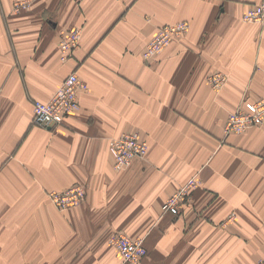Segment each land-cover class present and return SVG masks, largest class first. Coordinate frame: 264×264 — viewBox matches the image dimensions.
Segmentation results:
<instances>
[{"label": "crops", "instance_id": "1", "mask_svg": "<svg viewBox=\"0 0 264 264\" xmlns=\"http://www.w3.org/2000/svg\"><path fill=\"white\" fill-rule=\"evenodd\" d=\"M0 0V264H122L114 234L145 237L141 264H256L264 255V123L226 138L228 114L264 94V0H38L13 13ZM189 32L153 64L142 52L158 27ZM80 47L60 57L65 33ZM77 72L80 110L54 129L32 125ZM229 82L214 91L209 75ZM140 134L148 155L114 168L109 140ZM191 178L201 185L179 217L164 202ZM87 188L58 210L50 191ZM231 216L235 218L229 221Z\"/></svg>", "mask_w": 264, "mask_h": 264}, {"label": "built area", "instance_id": "2", "mask_svg": "<svg viewBox=\"0 0 264 264\" xmlns=\"http://www.w3.org/2000/svg\"><path fill=\"white\" fill-rule=\"evenodd\" d=\"M34 0H20L14 5V12L20 13L30 10ZM243 19L246 23H264V2L254 4L250 6L246 13L243 15ZM175 27L176 30L180 29L187 32L190 25L187 22H181L175 25H169ZM183 32V33H184ZM182 34V33H181ZM173 34L170 31H166L157 39L158 42L152 45V50L160 49L166 41H171ZM82 34L79 30H74L71 33L63 35V39L60 43L61 59L67 61L73 52V49L80 41ZM149 50L145 54L147 57ZM218 75L211 77L210 81L220 86L221 78ZM223 82V80H222ZM88 86L84 83L76 73L70 74L63 85L56 91V93L47 102L37 101L34 106V122L37 125L52 128L62 123L63 119L78 111L79 99L78 93L80 91L87 90ZM264 121V96L261 101L256 103H248L246 112H237L231 114L228 123V129L233 132H242L253 124H259ZM114 154L118 169L129 165L132 159L137 156H144L148 151V145L145 141H142L136 133L123 134L122 137L116 140L111 148ZM190 186L182 190V192L175 194L165 205V208L175 214L178 213V203L182 199V195L189 193L191 187H197V180L193 179L189 181ZM194 188V189H195ZM193 189V190H194ZM192 190V191H193ZM191 191V193H192ZM65 194V195H64ZM63 195L53 193L51 196H55V200L59 206L66 207L74 204L78 205L85 195V189L80 186H76L73 189L65 192ZM69 199V200H68ZM115 243L119 248L124 259L131 263H137L143 255L146 253V248L142 240H133L127 236H119L116 238ZM264 264V261L263 263Z\"/></svg>", "mask_w": 264, "mask_h": 264}, {"label": "rangeland", "instance_id": "3", "mask_svg": "<svg viewBox=\"0 0 264 264\" xmlns=\"http://www.w3.org/2000/svg\"><path fill=\"white\" fill-rule=\"evenodd\" d=\"M18 1H20V0H18ZM38 0H34V2L32 3V6H31V8H30V10L32 9V7H33V5L37 2ZM17 2V1H16ZM15 2V3H16ZM15 3H14V5H15ZM14 5H13V9H14ZM29 11V10H28ZM23 12H25V11H23ZM13 13H15V14H19V13H16V12H14V10H13ZM20 13H22V12H20ZM242 19H243V17H242ZM243 21H244V19H243ZM245 22V21H244ZM179 23H181V22H179ZM188 23V22H187ZM176 24H178V23H176ZM169 25H175V24H169ZM169 25H164V26H161V27H158L157 28V30H156V32H155V34L153 35V37H152V39L148 42V44L146 45V47H145V49L143 50V52H142V58H143V60H144V62H146V63H148V64H153L154 63V61H157L159 58H160V56H162V54L172 45V43L174 42V41H176V40H178V39H181V38H183L188 32H189V29H190V27H189V29H188V31L187 32H184L183 30H180V29H177L176 30V28L175 27H170ZM190 25V24H189ZM74 30H79L80 32H81V29H79V28H75V29H73V30H71L70 32H68V33H71L72 31H74ZM166 31H170V33L171 34H173L174 36H173V38H172V40L171 41H166V43H164V45L160 48V49H155L154 51L152 50V45L153 44H155V43H157L158 42V38H159V36L160 35H162L163 33H165ZM184 32V33H183ZM182 33V34H181ZM66 34V33H65ZM81 34H82V32H81ZM62 39H63V36H62V38H61V41H62ZM81 39H82V37H81ZM81 39H80V41H78V44H77V46L73 49V52H72V54L70 55V57L67 59V61H69V59H71V57H72V55L74 54V52L80 47V45H81ZM61 41H60V43H61ZM59 50H60V46H59ZM149 50V53H148V55H147V57L145 56V54L147 53V51ZM60 57H61V50H60ZM62 60V59H61ZM64 62V61H63ZM72 73H76L77 75H78V73L77 72H72ZM71 73V74H72ZM216 75H218L217 77H220L221 78V80H219L220 81V86L218 87V86H216V85H214L211 81H210V78L211 77H214V76H216ZM79 76V75H78ZM67 79V78H66ZM65 79V80H66ZM81 79V78H80ZM65 80L63 81V83L65 82ZM222 80H223V82H222ZM207 82H208V84L211 86V88L214 90V91H216V92H220V91H222L225 87H226V85L228 84V82H229V77H228V75L227 74H225V73H222V72H216V73H213V74H211V75H209L208 76V78H207ZM63 83L61 84V86L63 85ZM85 83V82H84ZM87 85V84H86ZM60 86V87H61ZM88 86V85H87ZM59 87V88H60ZM58 88V89H59ZM57 89V90H58ZM56 90V91H57ZM56 91H55V93H56ZM89 91V87L87 88V90H85V92H88ZM2 89L0 88V97L2 96ZM80 92H83V91H80ZM79 92V93H80ZM54 93V94H55ZM79 93H78V99H79ZM53 94V95H54ZM52 95V96H53ZM263 96H264V94H263ZM262 96V97H263ZM261 97V98H262ZM261 98L259 99V100H257V101H253V102H251V101H244V103L242 104V105H240L237 109H235V110H233L232 112H230L229 114H228V117H227V120H226V123H225V127H224V133H225V136H226V138H228L229 136H231V135H234V134H237V135H240V134H243V133H245V132H247V131H249L250 129H252V128H254V127H258V126H260V125H262L263 123H264V121L263 122H261V123H259V124H253V125H251V126H249L246 130H244V131H242V132H233V131H230L227 127H228V123H229V118H230V116H231V114H233V113H237V112H246V109H247V104L248 103H256V104H258L260 101H261ZM37 101H40V100H35L34 101V103H33V111H34V106H35V102H37ZM41 102H44V101H41ZM79 106H81L80 105V99H79ZM79 110H80V108H79ZM78 110V111H79ZM77 112V111H76ZM76 112H74V113H76ZM73 113V114H74ZM34 115H35V113L33 112V120H32V125L33 126H36V127H40V128H43V129H54V128H56V127H59L60 125H62L63 123H64V121H65V119L67 118V117H69L70 115H72V114H70V115H68V116H66L64 119H63V121H62V123L61 124H59V125H57V126H54V127H52V128H46V127H43V126H40V125H37L35 122H34ZM134 133H136L137 135H138V137L142 140V141H145V140H143L141 137H140V134L139 133H137V132H134ZM123 134H130L129 132H126V133H123ZM122 134V135H123ZM122 135H120L119 137H113V138H111L110 140H109V149H110V153H111V155H112V157H113V159H114V168L116 169V170H118V171H123V170H125V169H127V168H129V167H131L132 165H133V163L135 162V161H138V160H144L145 158H146V156L148 155V152H149V145H148V143H147V145H148V151H147V153L144 155V156H137V157H135L134 159H132V161L130 162V164L129 165H126V166H124V167H121V168H119L118 169V167H117V163H116V160H115V157H114V154H113V152L111 151V148H112V145H113V143L116 141V140H118V139H120L121 137H122ZM193 179H195V180H197V182H198V186L195 188V187H191L190 188V190H189V193L188 194H186V195H182V199H181V201L178 203V213L177 214H175V213H173V212H171V211H169V210H167L166 208H165V205L168 203V202H170V199L175 195V194H177V193H181L182 192V190L183 189H185L186 187H189L190 186V183H189V181H191V180H193ZM201 185V182L197 179V178H191L190 180H188L187 181V183H185L184 185H182L175 193H173L165 202H164V204H163V206H162V211H163V213H165V214H170V215H172V216H174V217H179V216H181L183 213H184V211L185 210H187L188 208H190V207H192V205H193V203H194V198H193V194H194V191L199 187ZM76 186H80V187H83L84 189H85V195H84V198H82V201L78 204V205H76V204H74V202L75 201H73V202H71V204H73V205H68V206H66V207H62V206H59L57 203H56V197L54 196H51L53 193H57V194H59V195H63L65 192H67V191H69V190H71V189H73L74 187H76ZM195 188V189H194ZM194 189V190H193ZM193 190V191H192ZM191 191H192V193H191ZM65 195V194H64ZM48 197H49V200H50V202L58 209V210H60V211H67V210H70V209H75V208H80L83 204H84V202L86 201V198H87V188L84 186V185H75V186H73V187H70L69 189H66V190H64V191H50L49 193H48ZM69 200V199H68ZM235 218V216H231L230 218H229V221H231V220H233ZM122 235H124V236H127V237H129L130 239H133V240H142L143 242H144V246H145V248H146V253H145V255H143L142 257H141V259L137 262V263H131V262H128V261H126L125 259H124V257L122 256V254H121V252H120V250H119V248L117 247V245H116V243H115V240H116V238H118L119 236H122ZM110 242H111V244L115 247V249L118 251V253H119V255H120V257H121V261H122V264H141L143 261H144V259L148 256V254H149V251H148V248H147V246H146V239H145V237H131V236H129L128 234H125V233H117V234H114L112 237H111V239H110ZM263 261H264V255L257 261V263L256 264H262L263 263Z\"/></svg>", "mask_w": 264, "mask_h": 264}, {"label": "trees", "instance_id": "4", "mask_svg": "<svg viewBox=\"0 0 264 264\" xmlns=\"http://www.w3.org/2000/svg\"><path fill=\"white\" fill-rule=\"evenodd\" d=\"M252 6V5H251Z\"/></svg>", "mask_w": 264, "mask_h": 264}]
</instances>
